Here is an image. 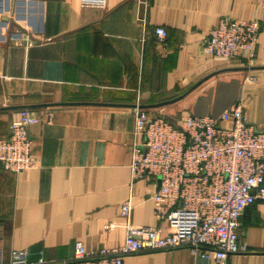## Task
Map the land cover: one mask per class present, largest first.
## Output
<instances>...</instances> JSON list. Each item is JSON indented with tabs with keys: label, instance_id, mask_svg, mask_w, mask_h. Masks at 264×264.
Wrapping results in <instances>:
<instances>
[{
	"label": "crops",
	"instance_id": "1",
	"mask_svg": "<svg viewBox=\"0 0 264 264\" xmlns=\"http://www.w3.org/2000/svg\"><path fill=\"white\" fill-rule=\"evenodd\" d=\"M222 17L259 20L253 64L202 54ZM238 101L247 120L264 127V8L256 0H107L102 9L80 0H0V139L21 108L39 117L28 129L37 166L15 172L0 163L2 264L14 250L25 251L28 264H56L74 255L75 241L86 250L118 246L128 226L165 231L151 197L160 178L130 177L131 146L140 140L135 109L177 125ZM126 199L127 222L119 215ZM237 244L226 264H264V200L240 213ZM122 264L215 262L179 247L129 254Z\"/></svg>",
	"mask_w": 264,
	"mask_h": 264
},
{
	"label": "built area",
	"instance_id": "2",
	"mask_svg": "<svg viewBox=\"0 0 264 264\" xmlns=\"http://www.w3.org/2000/svg\"><path fill=\"white\" fill-rule=\"evenodd\" d=\"M264 8V0H256ZM82 6L102 9L107 0H80ZM260 24L222 17L201 42L205 56L254 62V48ZM156 41L164 44L166 31L154 29ZM248 81L254 79L249 75ZM52 112L47 111L49 122ZM39 121L28 108H21L10 122L9 135L0 139V163L19 172L37 166L30 153L29 126ZM133 140L129 163L131 179L160 178L151 197L160 226L126 227L118 246L86 250L74 242V255L56 264H122L124 256L142 251L185 247L215 264H226L237 244L238 217L256 200H264V127L251 124L242 101L218 116H182L177 125L163 116L147 119L144 111L134 112ZM132 202L126 199L119 215L128 221ZM107 228L113 223L108 222ZM0 252V264L3 262ZM8 264H28L25 251L14 250ZM37 264H46L41 259ZM50 264H53L52 262Z\"/></svg>",
	"mask_w": 264,
	"mask_h": 264
},
{
	"label": "water",
	"instance_id": "3",
	"mask_svg": "<svg viewBox=\"0 0 264 264\" xmlns=\"http://www.w3.org/2000/svg\"><path fill=\"white\" fill-rule=\"evenodd\" d=\"M245 68H247V67H245Z\"/></svg>",
	"mask_w": 264,
	"mask_h": 264
}]
</instances>
